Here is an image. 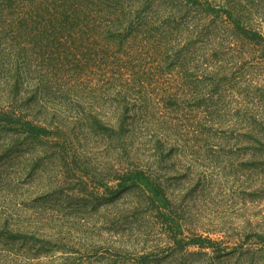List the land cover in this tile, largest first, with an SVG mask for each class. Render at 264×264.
<instances>
[{
    "label": "trees",
    "instance_id": "1",
    "mask_svg": "<svg viewBox=\"0 0 264 264\" xmlns=\"http://www.w3.org/2000/svg\"><path fill=\"white\" fill-rule=\"evenodd\" d=\"M263 202L264 0H0V254L264 264Z\"/></svg>",
    "mask_w": 264,
    "mask_h": 264
},
{
    "label": "rangeland",
    "instance_id": "2",
    "mask_svg": "<svg viewBox=\"0 0 264 264\" xmlns=\"http://www.w3.org/2000/svg\"><path fill=\"white\" fill-rule=\"evenodd\" d=\"M185 138H187V137H185ZM184 138V139H185ZM180 143V142H179ZM178 149H179V152L180 151H182V149H183V147H182V144H179V146L177 147ZM179 157V155H177L175 158L177 159ZM224 158H225V156H223ZM175 159V160H176ZM228 160V159H227ZM182 165H185V163H183ZM221 169L219 170V171H214V172H216L217 174H216V176H215V178L217 179V180H220V181H222V182H225L226 180H227V178H228V176H227V178H226V180H223L222 178H221V176H222V169H224V170H226V163L224 162V160L221 162ZM26 188V187H25ZM99 190V192L100 193H102L104 190L103 189H98ZM27 192H25V194H26ZM260 207L264 210V202L262 203V204H260ZM254 210H252V208H251V211H249L250 213H257V212H259V208H253ZM10 213H17V210H15V209H12V212H10ZM237 221V220H236ZM177 230V229H176ZM175 230V231H176ZM179 230V232H184V229L181 227V228H179L178 229ZM184 235H186V233L184 232ZM184 235L182 236V235H179V234H176V240L177 241H184V242H186V243H189V246H188V249L189 250H191V251H193V250H198V248L197 247H195V246H193V245H191L190 244V240L189 239H185L184 238ZM168 236H169V234L168 233H166V234H164V235H162L161 237L163 238V243L160 245L161 247H163L164 246V244H166L167 242L166 241H169L170 242V244L172 243V241H170V240H168ZM210 238H212L213 240H218V239H222V240H224V241H228L229 239H228V237L227 236H223L222 234H216V235H212V236H210ZM231 242V244H233V240H231L230 241ZM18 245H20V244H18ZM18 245H15V246H18ZM19 247H15V248H13L14 249V251H11L10 253H1L0 254V264H25V256H23V253H24V251H23V249H18ZM206 251H208V252H211V250L210 249H207ZM55 254H57V255H55L53 258H54V260H51V261H53L52 263L53 264H60L61 263V261L59 260V259H57V257L56 256H62L60 253H55ZM54 255V254H53ZM48 259H51V258H44V257H42V258H40L39 260H34V259H32V262L33 263H36L37 261L38 262H43V263H45L46 261H48ZM84 262V263H83ZM47 263V262H46ZM80 264H90V263H87L86 261H81L80 262Z\"/></svg>",
    "mask_w": 264,
    "mask_h": 264
}]
</instances>
